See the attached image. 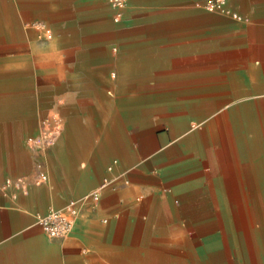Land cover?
<instances>
[{
  "label": "crops",
  "instance_id": "crops-1",
  "mask_svg": "<svg viewBox=\"0 0 264 264\" xmlns=\"http://www.w3.org/2000/svg\"><path fill=\"white\" fill-rule=\"evenodd\" d=\"M211 1L126 0L114 20L105 0H0V264H246L262 248L240 222L264 185V0ZM58 114L70 134L34 156L23 128ZM34 159L43 184L4 183ZM105 177L70 232L42 230Z\"/></svg>",
  "mask_w": 264,
  "mask_h": 264
},
{
  "label": "rangeland",
  "instance_id": "rangeland-1",
  "mask_svg": "<svg viewBox=\"0 0 264 264\" xmlns=\"http://www.w3.org/2000/svg\"><path fill=\"white\" fill-rule=\"evenodd\" d=\"M61 118V114H58L54 116V122H48L46 116H43L37 127L23 128L24 145L27 150L36 156L53 147L61 135H69V130L60 125ZM15 177H20L24 181L22 191H26L30 185H41L47 179L43 165L37 159H34L32 166L27 168L26 173L18 174ZM244 194L246 202L245 206L242 207L244 221L240 222V225L251 226L262 237L263 241L260 250H248L244 261L246 264H264V185H257L254 190ZM234 261V256L230 255V264H233Z\"/></svg>",
  "mask_w": 264,
  "mask_h": 264
},
{
  "label": "built area",
  "instance_id": "built-area-1",
  "mask_svg": "<svg viewBox=\"0 0 264 264\" xmlns=\"http://www.w3.org/2000/svg\"><path fill=\"white\" fill-rule=\"evenodd\" d=\"M115 9L114 20H119L122 16V8L126 0H107ZM222 6V0H213L206 4L209 10H214ZM35 27L38 30L43 28V24L40 22L35 23ZM45 37L49 38L50 34L45 32ZM107 169H111L110 166ZM110 182V178L105 177L101 183L86 193L80 198H71L66 204L61 208H49L44 214L39 215L38 224L41 226L42 230L49 236L53 238L63 237L74 226L75 219L78 214L79 204L81 201L94 200L96 199L100 191L105 188ZM5 184H13L14 186L23 189L24 181L20 177H6L4 179Z\"/></svg>",
  "mask_w": 264,
  "mask_h": 264
}]
</instances>
